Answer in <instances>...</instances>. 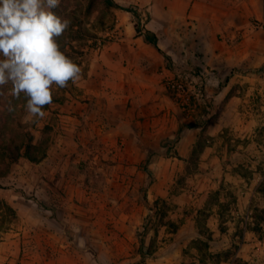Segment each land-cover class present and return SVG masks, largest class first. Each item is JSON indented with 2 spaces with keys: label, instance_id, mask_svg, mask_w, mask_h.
<instances>
[{
  "label": "rangeland",
  "instance_id": "374dc122",
  "mask_svg": "<svg viewBox=\"0 0 264 264\" xmlns=\"http://www.w3.org/2000/svg\"><path fill=\"white\" fill-rule=\"evenodd\" d=\"M142 10L61 0L70 23L57 42L81 78L53 86L43 119L25 123L23 94L0 88V141L42 156L0 152V264H248L242 244L264 242V46L225 72L171 62L163 109H143L90 82L93 55L139 31ZM258 32L264 20L249 18L245 33Z\"/></svg>",
  "mask_w": 264,
  "mask_h": 264
},
{
  "label": "crops",
  "instance_id": "0c3cea01",
  "mask_svg": "<svg viewBox=\"0 0 264 264\" xmlns=\"http://www.w3.org/2000/svg\"><path fill=\"white\" fill-rule=\"evenodd\" d=\"M124 2L143 8L139 19L141 29L137 32V25L131 23L117 45L93 55L90 67L93 77L89 80L111 88V92L126 103L140 105L143 109L153 106L163 109L164 89L173 78L171 62L186 65L192 60L202 68L225 72L232 66L253 63L257 52L262 50L261 45L264 46V34L258 32L251 37L245 33L249 18L256 16L264 20V0ZM145 31L156 38L163 54L144 40ZM150 120L147 117L146 122ZM137 121L135 128L139 127ZM124 132L120 130L121 134ZM262 255L264 242L256 239L242 244L238 252L248 264Z\"/></svg>",
  "mask_w": 264,
  "mask_h": 264
},
{
  "label": "clouds",
  "instance_id": "9594fccd",
  "mask_svg": "<svg viewBox=\"0 0 264 264\" xmlns=\"http://www.w3.org/2000/svg\"><path fill=\"white\" fill-rule=\"evenodd\" d=\"M60 2L0 0V88L11 83L14 98L23 94L25 123L46 116L53 86L63 88L81 78V68L57 42L70 23L54 11Z\"/></svg>",
  "mask_w": 264,
  "mask_h": 264
},
{
  "label": "trees",
  "instance_id": "16d2710c",
  "mask_svg": "<svg viewBox=\"0 0 264 264\" xmlns=\"http://www.w3.org/2000/svg\"><path fill=\"white\" fill-rule=\"evenodd\" d=\"M113 6H117L115 3H111ZM136 31L138 32V29H136ZM144 40L154 46L160 53H162L160 51V49H158L157 47V42H156V38L153 35H150L148 31H145L144 33ZM163 54V53H162ZM164 57L167 59V56L164 55ZM62 98L58 97V102H61ZM217 118V114H212L210 117H208V119L205 121V123L202 125L201 127V131H203L207 125L209 124H215L216 123V119ZM202 143H201V136H198L197 141L195 143V146L193 148L192 153H195L196 151H201L202 150ZM39 151V147L38 146H34L32 145L30 142L25 143L24 145V151L23 153H15L14 150L12 149V147L8 144H5L3 142L0 141V152L5 155L6 157L11 158V161L14 162L17 160L18 157H24L27 160H29L32 163H37L41 160L42 156H38L36 154V152ZM8 174V170H1L0 169V179L5 177ZM260 192H262L264 194V184H261L260 187ZM259 213L261 215H264V210H260ZM259 218H261V216H258Z\"/></svg>",
  "mask_w": 264,
  "mask_h": 264
},
{
  "label": "built area",
  "instance_id": "2783aa9c",
  "mask_svg": "<svg viewBox=\"0 0 264 264\" xmlns=\"http://www.w3.org/2000/svg\"><path fill=\"white\" fill-rule=\"evenodd\" d=\"M259 26V25H258Z\"/></svg>",
  "mask_w": 264,
  "mask_h": 264
}]
</instances>
